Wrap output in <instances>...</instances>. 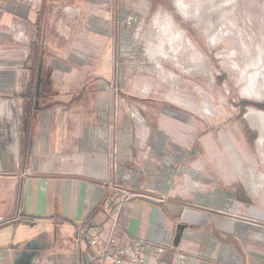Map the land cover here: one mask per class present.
I'll return each instance as SVG.
<instances>
[{"label": "crops", "instance_id": "1", "mask_svg": "<svg viewBox=\"0 0 264 264\" xmlns=\"http://www.w3.org/2000/svg\"><path fill=\"white\" fill-rule=\"evenodd\" d=\"M66 1L0 0V221L19 218L0 225V264H90L81 230L106 237L124 194L123 233L147 255L163 248L160 264H264L252 208L221 206V190L190 178L171 139L127 120L110 91L107 39L99 27L78 32L73 16L87 8Z\"/></svg>", "mask_w": 264, "mask_h": 264}, {"label": "rangeland", "instance_id": "2", "mask_svg": "<svg viewBox=\"0 0 264 264\" xmlns=\"http://www.w3.org/2000/svg\"><path fill=\"white\" fill-rule=\"evenodd\" d=\"M70 2L87 8L73 16L77 31L107 39L127 120L171 139L195 183L219 188L221 206L247 204L264 231V0Z\"/></svg>", "mask_w": 264, "mask_h": 264}, {"label": "built area", "instance_id": "3", "mask_svg": "<svg viewBox=\"0 0 264 264\" xmlns=\"http://www.w3.org/2000/svg\"><path fill=\"white\" fill-rule=\"evenodd\" d=\"M126 196L127 194H124L123 198L108 212L111 227L106 237L100 234L89 235L90 229L83 228L81 230L88 241L89 257L92 264H160L164 253L163 248H159L155 255H147L145 253L146 243L143 239L127 237L123 233L118 215ZM18 219V217L2 219L0 225Z\"/></svg>", "mask_w": 264, "mask_h": 264}, {"label": "water", "instance_id": "4", "mask_svg": "<svg viewBox=\"0 0 264 264\" xmlns=\"http://www.w3.org/2000/svg\"><path fill=\"white\" fill-rule=\"evenodd\" d=\"M41 79H42V67L40 66V68H39V72H38V79H37V90H36V93H37V94H39V88H40V84H41ZM179 228H180L181 230L183 229L182 226H179ZM180 236H181V233L178 232L177 235H176V238H175V243L178 242V240L180 239ZM86 261H87L88 263L92 264L89 255H87V257H86Z\"/></svg>", "mask_w": 264, "mask_h": 264}, {"label": "bare ground", "instance_id": "5", "mask_svg": "<svg viewBox=\"0 0 264 264\" xmlns=\"http://www.w3.org/2000/svg\"><path fill=\"white\" fill-rule=\"evenodd\" d=\"M262 116H264V113L263 114H261Z\"/></svg>", "mask_w": 264, "mask_h": 264}]
</instances>
